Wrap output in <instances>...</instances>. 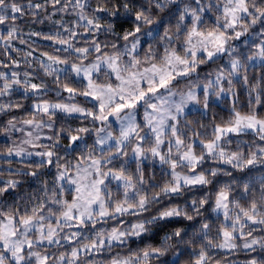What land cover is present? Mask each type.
<instances>
[{
	"label": "clouds",
	"instance_id": "clouds-1",
	"mask_svg": "<svg viewBox=\"0 0 264 264\" xmlns=\"http://www.w3.org/2000/svg\"><path fill=\"white\" fill-rule=\"evenodd\" d=\"M0 264H264V0H0Z\"/></svg>",
	"mask_w": 264,
	"mask_h": 264
},
{
	"label": "snow or ice",
	"instance_id": "snow-or-ice-1",
	"mask_svg": "<svg viewBox=\"0 0 264 264\" xmlns=\"http://www.w3.org/2000/svg\"><path fill=\"white\" fill-rule=\"evenodd\" d=\"M69 91H70V90H69ZM122 107H124V105H118L116 110L119 111L120 108H122Z\"/></svg>",
	"mask_w": 264,
	"mask_h": 264
}]
</instances>
